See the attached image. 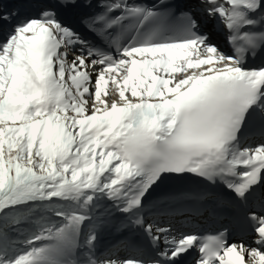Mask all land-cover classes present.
<instances>
[{
  "label": "snow or ice",
  "instance_id": "1",
  "mask_svg": "<svg viewBox=\"0 0 264 264\" xmlns=\"http://www.w3.org/2000/svg\"><path fill=\"white\" fill-rule=\"evenodd\" d=\"M257 132L264 0H0V264H264Z\"/></svg>",
  "mask_w": 264,
  "mask_h": 264
},
{
  "label": "rangeland",
  "instance_id": "2",
  "mask_svg": "<svg viewBox=\"0 0 264 264\" xmlns=\"http://www.w3.org/2000/svg\"><path fill=\"white\" fill-rule=\"evenodd\" d=\"M181 222L184 224L185 223V220H181ZM107 233V232H106ZM105 233V234H106ZM249 244H251V246H253V247H255V245L253 244V243H249Z\"/></svg>",
  "mask_w": 264,
  "mask_h": 264
},
{
  "label": "bare ground",
  "instance_id": "3",
  "mask_svg": "<svg viewBox=\"0 0 264 264\" xmlns=\"http://www.w3.org/2000/svg\"><path fill=\"white\" fill-rule=\"evenodd\" d=\"M109 239H111V238H109Z\"/></svg>",
  "mask_w": 264,
  "mask_h": 264
}]
</instances>
